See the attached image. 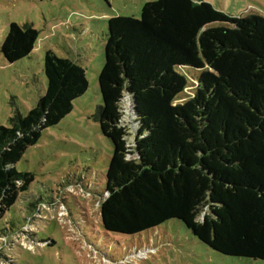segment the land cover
<instances>
[{"label":"trees","instance_id":"obj_1","mask_svg":"<svg viewBox=\"0 0 264 264\" xmlns=\"http://www.w3.org/2000/svg\"><path fill=\"white\" fill-rule=\"evenodd\" d=\"M37 40L11 23L1 53L19 62ZM44 73L37 105L0 126V220L34 181L17 164L89 88L86 70L52 50ZM99 88L94 118L114 146L104 230L135 236L176 219L220 254L264 260V16L156 0L140 18H110Z\"/></svg>","mask_w":264,"mask_h":264},{"label":"rangeland","instance_id":"obj_2","mask_svg":"<svg viewBox=\"0 0 264 264\" xmlns=\"http://www.w3.org/2000/svg\"><path fill=\"white\" fill-rule=\"evenodd\" d=\"M152 1L0 0V126H11L17 113L26 116L45 94L48 50L82 66L89 82L72 113L45 130L17 164L34 181L0 220V264H264L218 253L176 219L135 236L109 233L102 226L99 195L106 189L114 146L94 116L103 104L99 75L108 20L140 18ZM203 1L234 17L264 16V0ZM11 23L38 33L33 53L13 64L1 53ZM122 107L129 119V98Z\"/></svg>","mask_w":264,"mask_h":264}]
</instances>
